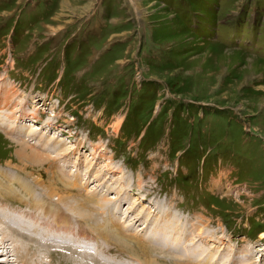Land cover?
I'll use <instances>...</instances> for the list:
<instances>
[{
    "label": "rangeland",
    "instance_id": "1",
    "mask_svg": "<svg viewBox=\"0 0 264 264\" xmlns=\"http://www.w3.org/2000/svg\"><path fill=\"white\" fill-rule=\"evenodd\" d=\"M23 145L48 156L20 161ZM19 186L87 236L117 238L109 211L134 200L123 210L154 234L109 239L135 264H264V0H0V223L34 264H94L4 222L30 217ZM141 190L160 202L147 217Z\"/></svg>",
    "mask_w": 264,
    "mask_h": 264
},
{
    "label": "bare ground",
    "instance_id": "2",
    "mask_svg": "<svg viewBox=\"0 0 264 264\" xmlns=\"http://www.w3.org/2000/svg\"><path fill=\"white\" fill-rule=\"evenodd\" d=\"M120 123H121V120H118V122H117V125H120ZM28 141V140H27ZM44 144L45 143H43V146H44ZM42 145V144H41ZM47 144H45V146H46ZM25 145H23V146H19V148H20V150H16L17 152L15 153V156L18 158V160H20V161H22L23 159L24 160H27V162L28 163H32V164H36V165H41V162H42V159H44V157L43 156H46V155H40V152H39V154H37L36 152H34V151H32V150H30L28 147H24ZM33 147V146H32ZM31 147V148H32ZM36 148V147H35ZM41 148V147H40ZM51 148V147H50ZM50 148L48 149V151L50 150ZM54 150V149H53ZM45 151V150H44ZM47 151V150H46ZM52 151V150H51ZM50 151V152H51ZM45 153V152H44ZM48 153V152H47ZM46 153V154H47ZM52 153V152H51ZM51 153H48V154H50L51 155ZM41 154H43V153H41ZM53 154V153H52ZM48 156V155H47ZM46 156V157H47ZM61 156H62V154L60 155V159H61ZM64 156V155H63ZM20 158V159H19ZM56 159V158H55ZM54 159V160H55ZM59 159V158H58ZM5 164H8V165H11L10 163H5ZM12 166V165H11ZM24 167V166H23ZM21 170H22V166H20L19 167ZM26 175H27V173H25ZM67 176H69V175H67ZM10 178V177H9ZM59 179V178H58ZM24 181V180H23ZM54 181V180H53ZM61 181V180H60ZM19 182V181H18ZM34 182H36L37 184H38V186H42V182H40L39 180H34ZM62 182V181H61ZM77 182H79V181H77ZM67 183V182H66ZM69 184H71V183H69ZM21 185V184H20ZM73 185H74V183H73ZM72 185V186H73ZM40 186V187H41ZM48 186V185H47ZM69 186V185H68ZM78 186V185H77ZM80 186V185H79ZM21 189H22V191L25 193V196H26V198H24L23 196H20V194H18L20 197H22L24 200L26 199V201H29L28 203H31V202H33V199H30V198H33V196H32V194L25 188V187H21V186H19ZM75 187H76V185H75ZM10 187H8V189H9ZM34 188V187H33ZM33 188H32V190H33ZM44 189V188H43ZM44 190H48V188H46V189H44ZM53 190V189H52ZM13 192L12 193H15L16 194V191L15 190H12ZM43 191V190H42ZM47 192V191H46ZM51 194H53V192H51V191H49ZM20 193V192H19ZM9 194H11L10 193V191H9ZM22 195V194H21ZM49 195V194H48ZM50 196V195H49ZM52 196V195H51ZM16 198H18L17 196H15ZM20 197H19V199H20ZM30 197V198H29ZM15 198V199H16ZM21 198V199H22ZM53 198V197H52ZM34 199H36V198H34ZM115 199V198H114ZM58 200H60V198H58ZM65 200V199H64ZM63 200V202L65 203V201ZM67 200V199H66ZM97 203V202H96ZM65 204H67V203H65ZM86 204V203H85ZM95 204V203H94ZM65 206V205H64ZM3 207L4 206H1L0 205V213H2V214H5L4 213V209H3ZM73 210V209H72ZM75 211H76V209H74ZM9 211V210H8ZM73 212V211H72ZM78 212V211H77ZM77 212H76V214H77ZM18 213V212H17ZM75 213V212H74ZM7 214V213H6ZM9 214V213H8ZM11 214H12V212H11ZM69 214V213H68ZM13 215V214H12ZM65 215H66V213H65ZM17 216V215H16ZM22 216V215H21ZM73 216V215H72ZM4 217H6V220H4V222L5 221H7L8 222V225H10V226H13V228L15 227L16 229H17V231H22L21 233H23V232H27L28 230H29V228L28 227H26L25 225L26 224H28V223H21L20 222V219H16V220H14V219H11L8 215H5ZM19 217V216H18ZM2 218V217H1ZM59 218V217H58ZM62 218H63V216H62ZM61 218V219H62ZM23 222V221H22ZM1 224V223H0ZM4 224H6V223H4ZM28 226V225H27ZM30 227V226H29ZM8 229H6L5 228V226L4 225H2L1 224V226H0V241H1V243H0V249L2 250V251H4L3 253H5L6 255H8V256H19L20 258H22V259H24L25 260V262H24V264H34L35 263V261H37L38 259H39V256H38V258L37 259H33L32 257H30V248H27L26 246H24V243L22 244V243H20V242H16V240L15 241H13V238H11V236H9L8 235V233H10V232H8L7 231ZM37 231V228H34V230H32V232L33 231ZM19 231V232H20ZM29 231H31V230H29ZM202 232V231H201ZM12 234V233H11ZM200 234V233H199ZM200 237V236H199ZM149 238H152V237H149ZM185 238H189L188 236H186ZM23 239V238H22ZM32 239V238H31ZM174 239H175V237H174ZM147 240V239H146ZM149 240V239H148ZM153 241H155V240H153ZM149 242H152L151 240H149ZM141 243H143V241H140L139 242V245L141 244ZM145 243V242H144ZM147 244V243H146ZM29 245V244H28ZM27 245V246H28ZM148 245V244H147ZM156 245V244H155ZM31 247V246H30ZM147 248V247H146ZM145 248V249H146ZM13 252H15V253H13ZM180 252V251H179ZM25 254V255H24ZM27 254H28V256H27ZM136 256H142V257H146L145 259H144V261L143 262H145V264H153V262L149 259V262H147L148 261V258L149 257H147V252H142V254L141 255H138V254H136V253H134ZM191 255V254H190ZM189 255V256H190ZM177 257V256H176ZM14 258V257H13ZM134 258V260H136V261H138L139 263H140V260L138 259H136V257H133ZM140 258V257H139ZM178 258H180V260H182V258L181 257H178ZM204 258V257H203ZM141 259H143V258H141ZM197 259V261L198 262H201V259L200 258H196ZM188 260H190L189 258H188ZM188 262V261H187ZM208 262H210V261H208ZM40 263V262H39ZM211 263V262H210ZM21 264V263H20ZM200 264H203V263H200Z\"/></svg>",
    "mask_w": 264,
    "mask_h": 264
}]
</instances>
